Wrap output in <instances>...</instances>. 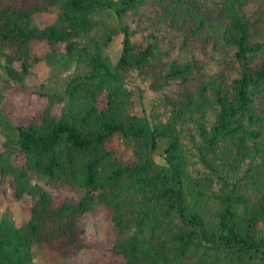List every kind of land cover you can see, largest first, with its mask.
I'll return each instance as SVG.
<instances>
[{
  "label": "trees",
  "instance_id": "1",
  "mask_svg": "<svg viewBox=\"0 0 264 264\" xmlns=\"http://www.w3.org/2000/svg\"><path fill=\"white\" fill-rule=\"evenodd\" d=\"M260 4L0 0V42L15 49L0 52V70L18 84L36 60L34 48L50 55L64 45L71 54L103 9L136 23L123 30L116 63L89 54L88 72L72 77L61 95L33 92L24 111L7 115L23 160L1 167L11 198L29 195L32 174L83 196L40 192L25 225L1 221L0 264H34L38 245L62 257L87 250L90 264H264V12L254 16ZM55 10V23L32 25ZM147 24L156 31L146 34ZM161 31L172 38L159 37ZM128 73L163 93L164 114L131 113ZM116 135L132 159L117 158L110 146ZM10 200L0 194V206ZM98 206L110 211L114 228L87 242L79 223Z\"/></svg>",
  "mask_w": 264,
  "mask_h": 264
},
{
  "label": "rangeland",
  "instance_id": "2",
  "mask_svg": "<svg viewBox=\"0 0 264 264\" xmlns=\"http://www.w3.org/2000/svg\"><path fill=\"white\" fill-rule=\"evenodd\" d=\"M256 1V0H252ZM252 3L251 6H253ZM261 5V4H260ZM260 15L264 12V6L258 7ZM60 12L53 11L48 15H39L32 21V25L41 23H55ZM95 27L85 37L79 40V46L71 54L67 53L64 45H59L49 52L45 48H34L33 56L36 58L31 62L28 75L23 83L18 84L12 81L3 70H0V194L6 192L11 199L6 205L0 206V222H8L15 228L26 224L30 208L37 200L40 192H47L55 195L71 196L81 199L83 193L77 188L65 186L61 183H54L45 177L32 174L30 176V193L20 201L11 198L8 180L2 175L1 167H9L13 164L23 165V160L18 153L17 132L7 119V115L18 116L28 105L30 94L33 92H44L50 95H61L72 77L84 75L88 72V55L102 53L113 63H116L123 48V30L126 27L133 29L136 25L130 16L117 17L113 10L103 9L94 16ZM146 34L155 32L156 28L145 25ZM162 36L172 38L171 32L161 31ZM141 35H135L132 40H140ZM0 52L15 54V49L9 44L0 42ZM44 53H46L44 55ZM214 67V66H213ZM127 87L133 91L134 108L131 113L142 115L164 114V97L162 92H154L150 89V81L138 78L135 73L123 74ZM6 94L8 97H5ZM5 97V98H4ZM59 117V106L55 110ZM166 115V114H165ZM164 115V117H165ZM115 150L116 156L122 160L132 159V152L124 145L121 136L116 135L110 143ZM114 228L111 214L108 209L98 206L89 214L83 217L79 223L82 231V238L87 242H96L103 239L106 233ZM34 264H90V253L83 250L71 257H62L61 254L51 250L45 245L35 246L33 249Z\"/></svg>",
  "mask_w": 264,
  "mask_h": 264
}]
</instances>
